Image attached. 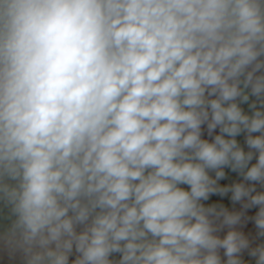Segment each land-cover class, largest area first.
I'll return each mask as SVG.
<instances>
[{
    "label": "clouds",
    "instance_id": "clouds-1",
    "mask_svg": "<svg viewBox=\"0 0 264 264\" xmlns=\"http://www.w3.org/2000/svg\"><path fill=\"white\" fill-rule=\"evenodd\" d=\"M0 264H264V0H0Z\"/></svg>",
    "mask_w": 264,
    "mask_h": 264
}]
</instances>
